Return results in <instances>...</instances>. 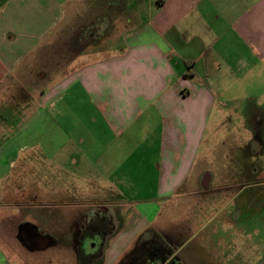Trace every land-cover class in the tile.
<instances>
[{
  "label": "crops",
  "instance_id": "obj_1",
  "mask_svg": "<svg viewBox=\"0 0 264 264\" xmlns=\"http://www.w3.org/2000/svg\"><path fill=\"white\" fill-rule=\"evenodd\" d=\"M117 2L0 0V264H264V149L244 118V132L210 125L223 82L264 61V0H148L124 35ZM35 57L42 82L22 84ZM14 82L26 96L4 97ZM40 161L65 186L57 199L95 203L21 207V220L4 187L21 200ZM99 213L113 220L101 250L80 238ZM20 221L49 243L24 244Z\"/></svg>",
  "mask_w": 264,
  "mask_h": 264
},
{
  "label": "rangeland",
  "instance_id": "obj_2",
  "mask_svg": "<svg viewBox=\"0 0 264 264\" xmlns=\"http://www.w3.org/2000/svg\"><path fill=\"white\" fill-rule=\"evenodd\" d=\"M119 1L120 0H118L117 2V12L119 13H117L118 16L116 15L115 30L117 35L118 34L124 35L125 33L126 34L129 33L130 29L134 30L138 25L142 24L143 21L146 19L148 0H132L130 1L131 2L130 4H128L129 2L127 3V9H124L125 4L122 3L123 1L122 0L120 2ZM223 2H226L228 4V3H235L237 2V0H227V1L223 0ZM103 17L104 16L102 15L100 16L99 18L100 21L103 20ZM104 31L105 32L103 33L106 34L108 30L105 29ZM110 33H111V27H110ZM41 61H42V57L41 58L35 57V59H33L30 62V64H32V68H30L29 66V68L26 69L28 65L21 67V69L26 72V77L24 75L21 76L22 80H20V82L22 84L26 83V85L28 84L29 86H31V83L36 82L37 84L38 82L41 81V79H43L42 78L43 76H41V78H38L37 76L38 74L37 72L42 68L39 67ZM57 68L58 66L56 67V69ZM48 70L49 73H53L54 68H51V66H49ZM238 78L241 79L240 77ZM10 84H14V86H16L15 90H13L11 87H5L4 97H6L7 94L11 92L16 93L18 97H20L21 95L26 96L28 92L26 87H24V89L22 87L18 88L19 85H15L16 82ZM233 84H234L233 86H229V83H227V80H225L222 86V88L224 89L220 90L221 93L217 92L218 94L217 100L219 101V102L217 101L218 103L217 107L220 106L222 110L221 111L222 117L214 116V115L211 116L210 125L216 126V128L221 129L222 131L228 130L235 133H237L238 131L244 132V128L242 126V124L244 123L243 121L244 118L247 125L246 126L247 129L245 128V130L246 131L249 130L251 133L254 132L256 138L258 139V140L257 139L253 140L254 144L255 145L257 144V146L260 145L261 148L264 149V61L261 62V64L259 65L257 76L254 74V76L252 77V75L249 74L248 76H244L242 82L236 81L233 82ZM38 92L40 93L41 91ZM37 95L38 94H36L35 96ZM251 96H255V98H251ZM18 101H19V105L23 106L25 104L24 101L26 100L19 99ZM255 116L258 117L256 118ZM219 117L221 118L220 121H219L220 119ZM252 145L253 142H251L250 147H252ZM258 147L256 149H258ZM263 153L264 152H261V154ZM260 160L261 158H259V160L257 159V161L255 162L257 168H260L258 167L261 164ZM36 162H38L37 159ZM36 164L38 170H36L37 176H35L34 178L35 183H29V181H32V179H30L25 172L21 174V179H20L21 184H19L18 187L21 200L19 201L9 200L10 199L9 197L12 196L10 192L12 191L15 192L17 186L15 184L12 185L11 183H10L11 185L5 184L4 192H5L6 203L14 204V205L17 204L20 208L21 207L26 208L27 206L30 205L35 206L36 208L30 211H35L36 215H43L44 212H48L47 209L37 208L39 206H45L48 207L49 209H59L61 207L62 208L69 207L68 210L70 211L71 210L70 207H73L75 203L83 204L85 206H91V204L95 203V201H91L90 199L91 197H87L88 199H85L84 201L82 199H81L82 201L81 200L77 201L73 199H69V200H60L59 198L57 199V197L60 196L59 195L60 191L65 190V186L59 185L58 182L55 183L54 185H49L46 182L50 177H52V180L53 178L57 179L56 176L58 175V173L55 171L52 174V172L48 168V165H44V161L42 162L40 161V163H36ZM44 177L46 179H44ZM23 179L25 181H23ZM68 187L69 189H75L76 186L69 185ZM44 188L45 191H48L50 193V194L47 193L45 197H43L42 194V192H44ZM82 191H84L85 194L87 192L90 193L91 186L83 185ZM49 196L51 198L52 196H55V198L50 200ZM19 211H20V219L22 220L24 215L28 214V212L24 211V209L22 208ZM30 215H34V214L32 213ZM27 217L31 219V217L29 216ZM68 218H69L68 220L69 224L70 222L73 223L76 221L75 217H73L72 215ZM90 247H92L91 244Z\"/></svg>",
  "mask_w": 264,
  "mask_h": 264
},
{
  "label": "flooded vegetation",
  "instance_id": "obj_3",
  "mask_svg": "<svg viewBox=\"0 0 264 264\" xmlns=\"http://www.w3.org/2000/svg\"><path fill=\"white\" fill-rule=\"evenodd\" d=\"M82 224L81 227L83 231L80 233L81 239H89L91 241L92 239H96L99 246L98 249L101 250V245L103 243V239L105 238V234L108 231L110 227H112L113 220L107 213H99V214H90L82 217ZM25 223V221H20L17 225L18 236L20 240L24 244H32L35 246H38L43 243H49L51 240L49 238V233L46 231H43L40 225L36 224L37 229L36 232L37 235H32L28 227L22 226V224Z\"/></svg>",
  "mask_w": 264,
  "mask_h": 264
},
{
  "label": "water",
  "instance_id": "obj_4",
  "mask_svg": "<svg viewBox=\"0 0 264 264\" xmlns=\"http://www.w3.org/2000/svg\"><path fill=\"white\" fill-rule=\"evenodd\" d=\"M22 226L28 227V229H29V231L31 232L32 235H37L38 234L37 232L34 231L35 228H36L34 225H31L30 223L26 222V223H23Z\"/></svg>",
  "mask_w": 264,
  "mask_h": 264
}]
</instances>
